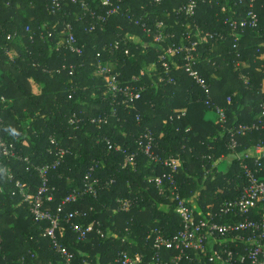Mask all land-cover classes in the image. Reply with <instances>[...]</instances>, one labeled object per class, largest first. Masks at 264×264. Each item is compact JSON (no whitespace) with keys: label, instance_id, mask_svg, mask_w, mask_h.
Segmentation results:
<instances>
[{"label":"trees","instance_id":"16d2710c","mask_svg":"<svg viewBox=\"0 0 264 264\" xmlns=\"http://www.w3.org/2000/svg\"><path fill=\"white\" fill-rule=\"evenodd\" d=\"M110 1L121 13L89 33L91 20L78 5L65 2L52 15L50 0H0V139L13 153L4 155L0 146V264H64L46 236L50 224L34 221L16 186L24 184L26 193L36 194L41 185L36 168L53 164L60 150L64 154L59 166L48 173L44 210L56 213L64 197L83 189L87 175L98 181L94 196L84 195L66 208L84 213L76 221L92 229L87 239L78 240L64 220L55 231L57 242L75 263L118 264L120 253L126 252L150 264L156 254L154 230L165 238L178 230L174 204L148 183L163 170L139 150L138 138L147 132L153 135L155 155L179 161L175 183L198 208L206 206L203 198L213 208L234 200L243 185L240 162L228 149V130L256 123L264 103V49L259 47L264 43V0L254 5L258 27L243 30L236 43L228 22L245 16L247 0L198 2L192 16L179 12L189 0ZM88 6L103 13L99 1L88 0ZM64 23L71 24L81 56L59 45ZM159 31L173 37L154 43ZM206 33L224 39L197 46L195 54L200 57L195 69L211 91L221 93L223 104L217 106L225 111L224 127L217 117L211 118L214 109L204 105L203 92L183 71L180 58H167L172 84L166 83L159 62L167 45L189 46L198 41L196 34ZM98 61L113 65L121 83L144 89L134 108L112 98L97 74ZM145 65L155 70L143 73ZM212 103L216 105L214 98ZM99 117H106L107 123L90 122ZM70 120L78 122L71 125ZM237 139L240 154L264 146V130ZM129 154L135 155L134 165L125 164ZM222 156L221 161L228 163L223 172L218 169L222 162L212 168ZM261 165L264 181V159ZM121 203H127L125 211L120 210ZM173 255L162 251L160 259L167 261Z\"/></svg>","mask_w":264,"mask_h":264},{"label":"built area","instance_id":"2783aa9c","mask_svg":"<svg viewBox=\"0 0 264 264\" xmlns=\"http://www.w3.org/2000/svg\"><path fill=\"white\" fill-rule=\"evenodd\" d=\"M103 8V13L90 10L88 0H50V13L55 15L60 11L63 3L67 2L73 5H78L84 11L91 22L89 23L87 32H93L96 27L102 28L106 21L114 15L121 13V8L118 4H113L110 0H96ZM208 0H189L185 7L179 9L186 16H192L198 2L205 3ZM240 0L239 2H241ZM155 4H160L162 0H153ZM248 8L245 16L240 20H229L228 24L231 29V36L236 43L239 39V34L245 29H256L259 19L254 12L256 0H247ZM131 20L130 17H127ZM135 25L139 22L135 21ZM28 30V29H27ZM144 32L150 33L147 27L143 28ZM198 36V41L189 42V46L182 45H167L163 49V53L159 56V62L167 76L166 83L172 84L173 80L168 75L170 69L167 63V58L179 57L183 62V71L194 80V83L199 87L205 96L204 105L214 109V114L217 117L218 123L224 127L227 123L225 111L212 103V91L210 85L203 79L195 69L197 55L196 48L200 43H207L214 38L220 40L224 36L211 35L209 33ZM62 39L59 45L65 46L70 54L81 56L82 49L77 46V41L73 33L71 24L64 23ZM172 35L165 34L161 31L154 35V43H163L165 39L172 38ZM189 35L186 37L189 40ZM264 49V43L259 45ZM236 48V44L233 45ZM238 56V55H237ZM97 58L99 55L97 54ZM239 63L236 64V67ZM97 74L104 80L106 89L116 101L120 98V103L126 108H134L135 103L141 99L143 88L135 84L121 83L119 78L113 74L108 65L97 63ZM71 74V73H70ZM243 83L247 85V78L240 77ZM163 79L161 78L160 81ZM133 83L138 82L137 78L132 79ZM229 102V99H227ZM114 112V111H113ZM114 115V113H113ZM139 120V116L136 117ZM77 120H70L73 125ZM92 124H106V117L93 118L90 121ZM254 130H264V103L260 106V115L256 123L239 125L236 128L228 130L229 144L228 149L231 152V158L240 162L242 170L243 182L242 186L237 188V195L234 200L225 201L218 208H213L209 205L203 208L193 207L192 203L183 197L175 183V176L179 169V161L175 158H162L155 155L153 152L154 138L150 132L138 138L139 150L153 163L159 164L163 170V174L157 177L149 178L148 183H151L158 190L159 195L166 194L167 198L174 204V213L179 218V228L170 237H164L159 231L153 232L152 248L156 250V254L150 264H264V181L260 178L263 171L261 161L264 159V146H252L240 154L236 151L238 147L237 137L244 136L248 132ZM53 144V141L51 142ZM2 153L6 156L13 155L3 143ZM109 149L112 146L109 145ZM115 150H118L116 148ZM64 152H57L58 159L53 164H47L36 168L38 176L41 180V185L36 194L26 193L25 185L16 183L20 188L24 201L29 206V212L35 222H48L50 224L47 229L46 236L50 239L53 249L61 256L64 264H85L73 261V255L67 248L61 246L57 242L55 231L61 220L69 224L72 232L77 236V239L86 240L92 229L77 222L78 218H83L84 213L79 211H67L66 208L75 204L84 197V195H95V186L98 184L96 179H92L90 175L84 178V186L81 191H74L64 197L57 209L56 213H52L42 208L44 196L48 193V173L55 170L63 157ZM134 154H129L125 158V164L134 165ZM251 163V164H250ZM92 179V180H91ZM47 201H51V197H46ZM127 203H121L120 210L125 211ZM64 214V219L61 216ZM97 234L102 236V233L97 229ZM151 237V236H150ZM148 237V239L150 238ZM171 252L174 255L167 261L160 259L161 252ZM118 264H142L140 255L130 256L128 253H120L116 260Z\"/></svg>","mask_w":264,"mask_h":264},{"label":"rangeland","instance_id":"374dc122","mask_svg":"<svg viewBox=\"0 0 264 264\" xmlns=\"http://www.w3.org/2000/svg\"><path fill=\"white\" fill-rule=\"evenodd\" d=\"M197 56L198 57H200V55L199 54H197ZM109 68L112 70V72H113V74H115L118 78H119V73L116 71V69H115V67L113 66V65H111L110 63H109ZM148 66H144V69H143V73L144 72H151L152 70H155V68H154V66H149L148 68H147ZM33 89V91L34 92H36L37 91V89L35 88V87H33L32 88ZM261 89H262V91H264V82L262 83V87H261ZM210 116H211V118H216L215 117V114H210ZM229 159V158H228ZM230 160V159H229ZM227 161H223L222 163H220L219 165H218V169L220 170V171H225L226 169H227ZM212 172L209 170L208 171V174H211ZM212 175H213V173H212ZM211 175V176H212ZM205 182V181H204ZM204 182H202L203 184H204ZM201 185V184H200ZM195 196V195H194ZM195 199H199V196L198 195H196L195 196ZM204 200H203V202H204V204H206V206L208 205V204H210V201H208V199L206 198H203ZM191 203H192V205H193V207H195V203H194V200H192V199H190L189 200ZM198 206V205H197ZM39 264H41V262H39Z\"/></svg>","mask_w":264,"mask_h":264},{"label":"crops","instance_id":"0c3cea01","mask_svg":"<svg viewBox=\"0 0 264 264\" xmlns=\"http://www.w3.org/2000/svg\"><path fill=\"white\" fill-rule=\"evenodd\" d=\"M264 82V81H263ZM213 91H212V99L214 98V101H215V103H216V105L217 104H223V99H222V97H221V93L219 92V90H217V89H215V88H213L212 89ZM262 92H264V91H262ZM248 108H246L245 110H247ZM216 117V116H215ZM224 157L222 156L221 158H220V161L218 160L215 164H213L212 165V168H216V164L218 165V163L219 162H222L221 160L223 159ZM229 160V159H228ZM217 173V172H216ZM216 173H213V175H216ZM215 177V176H214Z\"/></svg>","mask_w":264,"mask_h":264}]
</instances>
